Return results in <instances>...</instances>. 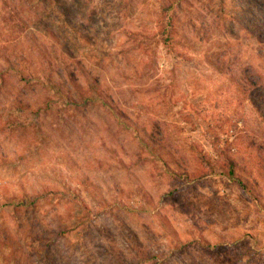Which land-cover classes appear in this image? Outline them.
<instances>
[{
    "label": "rangeland",
    "instance_id": "obj_1",
    "mask_svg": "<svg viewBox=\"0 0 264 264\" xmlns=\"http://www.w3.org/2000/svg\"><path fill=\"white\" fill-rule=\"evenodd\" d=\"M0 264H264V0H0Z\"/></svg>",
    "mask_w": 264,
    "mask_h": 264
},
{
    "label": "trees",
    "instance_id": "obj_2",
    "mask_svg": "<svg viewBox=\"0 0 264 264\" xmlns=\"http://www.w3.org/2000/svg\"><path fill=\"white\" fill-rule=\"evenodd\" d=\"M173 5L172 4H168L165 5L162 9H161V14L160 17L158 19L157 22V36L159 37V42L169 51L171 52L172 50H174V46H175V39H174V27H173ZM34 78H38L39 77H34ZM80 87H82V85L80 86L78 84L77 86V90L79 89L80 91ZM83 89V88H82ZM94 88L89 89L86 93L88 94L89 97H86L85 100H99L101 103L105 104L106 103V99L105 97H102L99 93H96L94 95ZM68 94V93H67ZM82 94V90L81 93ZM95 96V97H94ZM107 104V103H106ZM111 111H112V107H111ZM198 160L200 162V164L203 166V170H200V176L202 177H206L209 175H212L214 173V170L216 169L217 165H215L214 163H212L206 156L201 155L198 157ZM230 176H232V173H229ZM78 204L79 207L82 209V211H84L85 213H88L90 210L87 207V205L78 199Z\"/></svg>",
    "mask_w": 264,
    "mask_h": 264
}]
</instances>
